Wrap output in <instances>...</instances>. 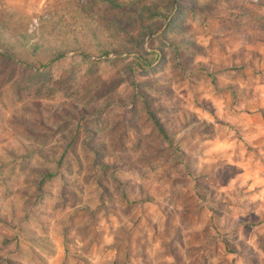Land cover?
<instances>
[{
  "label": "rangeland",
  "instance_id": "rangeland-1",
  "mask_svg": "<svg viewBox=\"0 0 264 264\" xmlns=\"http://www.w3.org/2000/svg\"><path fill=\"white\" fill-rule=\"evenodd\" d=\"M0 43V264H264V0H0Z\"/></svg>",
  "mask_w": 264,
  "mask_h": 264
},
{
  "label": "trees",
  "instance_id": "trees-1",
  "mask_svg": "<svg viewBox=\"0 0 264 264\" xmlns=\"http://www.w3.org/2000/svg\"><path fill=\"white\" fill-rule=\"evenodd\" d=\"M1 45L3 46V44L0 43V47ZM9 47H7V49H5L8 53H11L10 49H8ZM154 117V115H152ZM155 118V117H154Z\"/></svg>",
  "mask_w": 264,
  "mask_h": 264
}]
</instances>
